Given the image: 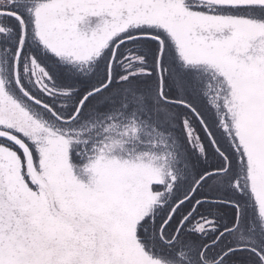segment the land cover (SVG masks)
Returning a JSON list of instances; mask_svg holds the SVG:
<instances>
[{"label": "snow or ice", "instance_id": "6c2138e0", "mask_svg": "<svg viewBox=\"0 0 264 264\" xmlns=\"http://www.w3.org/2000/svg\"><path fill=\"white\" fill-rule=\"evenodd\" d=\"M0 264H264V0H0Z\"/></svg>", "mask_w": 264, "mask_h": 264}]
</instances>
